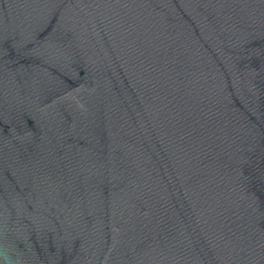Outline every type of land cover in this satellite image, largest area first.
I'll use <instances>...</instances> for the list:
<instances>
[{
	"label": "water",
	"instance_id": "water-1",
	"mask_svg": "<svg viewBox=\"0 0 264 264\" xmlns=\"http://www.w3.org/2000/svg\"><path fill=\"white\" fill-rule=\"evenodd\" d=\"M0 264H264V0H0Z\"/></svg>",
	"mask_w": 264,
	"mask_h": 264
}]
</instances>
